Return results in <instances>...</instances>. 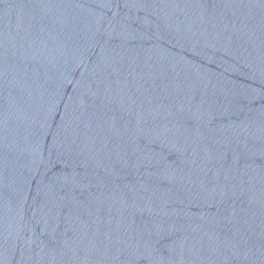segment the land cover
Masks as SVG:
<instances>
[{
    "label": "water",
    "instance_id": "obj_1",
    "mask_svg": "<svg viewBox=\"0 0 264 264\" xmlns=\"http://www.w3.org/2000/svg\"><path fill=\"white\" fill-rule=\"evenodd\" d=\"M0 264H264V0H0Z\"/></svg>",
    "mask_w": 264,
    "mask_h": 264
}]
</instances>
